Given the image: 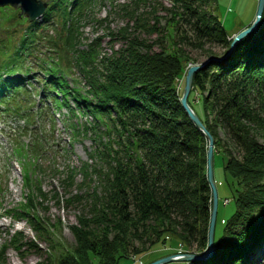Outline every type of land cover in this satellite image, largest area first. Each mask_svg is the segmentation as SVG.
<instances>
[{"label":"trees","instance_id":"trees-1","mask_svg":"<svg viewBox=\"0 0 264 264\" xmlns=\"http://www.w3.org/2000/svg\"><path fill=\"white\" fill-rule=\"evenodd\" d=\"M173 1L168 22L175 23L173 47L164 35L151 42L124 33V45L101 59L94 48L98 39L90 49L75 47L79 21L95 0H50L42 20L29 22L19 46L9 38L8 56L7 43L0 42L1 50L6 49L3 56L12 58L0 65V107L9 110L17 98L31 102L29 88L36 85L24 55L35 52L42 37L49 53L38 75L40 101L51 99L58 107L66 106L72 116L78 110L89 115L91 125L87 121L82 129L95 128L97 148L90 156L97 155L108 165L107 176L98 178L99 190L86 195L90 196L87 216H80L79 224L71 226L74 246L54 240L56 231L43 227L35 213L30 218L39 225L35 227L38 233L46 230L52 236L48 239L49 264H119L123 258H138L168 242L176 246L169 254L176 253L180 245L191 251L196 243V253L207 248L213 198L207 176L208 141L180 100L179 82L189 65L196 63L183 47L186 43L219 46L224 49L222 54L210 47L206 52L221 56L232 39L215 13L217 0ZM150 27L153 32L158 30L156 25ZM50 29L55 34L47 35ZM17 33L20 31L13 32ZM71 62L84 78L83 86L71 75ZM188 101L214 137V157L222 154L235 202L233 214L222 220L221 232L217 218L213 255L189 264H264V14L257 30L226 60L211 62L194 74ZM71 129L76 135L80 130L76 123ZM104 133L109 136L107 145L101 140ZM27 148L39 152L37 142L36 147ZM88 168L84 163L80 170ZM66 171L63 183L72 186L76 167L67 164ZM28 176L26 185L36 188V194L42 193V185H35L38 180ZM82 184L77 187L81 189ZM29 193L23 204L31 208L39 201ZM82 195L79 190L67 200L80 203ZM10 242L17 249L26 245L23 239Z\"/></svg>","mask_w":264,"mask_h":264},{"label":"rangeland","instance_id":"rangeland-1","mask_svg":"<svg viewBox=\"0 0 264 264\" xmlns=\"http://www.w3.org/2000/svg\"><path fill=\"white\" fill-rule=\"evenodd\" d=\"M210 6L213 7L214 3L211 2ZM173 7V0H95L92 6L83 12V19L79 21V36L75 38L77 41L75 47L90 49V44L98 39L94 48L100 53L98 59H101L103 56L115 54V51L117 52L124 45L125 37H122L121 33L127 37L138 35L151 42H156L158 38L164 35L168 39L169 45L173 47L175 32L172 24L175 23L173 21L168 23L172 18L171 12L173 11L171 8ZM257 9L258 0H217L215 13L221 18L227 33L234 36L253 21ZM2 11H0V21L3 20L4 22L1 24L3 28L0 27V42L7 43L8 56L12 47L11 43L19 46V40L22 39V34H24L29 21L20 24L24 18L19 16L20 10L13 7L3 8ZM151 25L158 26V30L153 32L151 27L147 28ZM15 31H20V33L13 34ZM46 34L53 35L55 32L50 29L46 31ZM36 45L39 48L35 52L29 56L28 54L24 55V58L27 59L24 63L33 62L35 67L34 62L39 61L36 58L37 55L44 56L43 54L46 52L47 56L49 53L47 49L49 45L42 37L37 40ZM184 46L187 54L196 60V63L191 65H201L215 57L208 56L206 52L208 47L214 48L213 50L219 54L224 52V49L219 46L204 45L200 47L198 44L187 45V43ZM156 48H160L159 44H156ZM228 50L217 57L225 56ZM4 52L6 49L1 50L0 48V65L4 64L5 61L11 62L12 60V58L3 56ZM70 67L73 78L81 80L83 86L84 78L73 62L70 63ZM69 80L72 82L71 78ZM181 80L179 88L183 94L186 79ZM36 85L41 86L40 83ZM32 92H35L34 89ZM37 101L38 98L35 100V105ZM69 102L72 103L71 100ZM196 106L200 110L198 102ZM56 108L50 103L49 107L46 108L45 119L42 116L35 117L34 113L33 118L35 120L33 123L36 127L23 132H20V126L25 125L24 121L12 116L17 108H12V111L7 115L2 116L0 114V224L5 225V227L0 228V264H49L47 250L51 241L48 239L52 236L46 230H41L39 233L35 230V227L39 225H34L30 220L34 213L42 219L43 227L56 231L57 236L53 238L54 240H60L69 247L74 246L76 239L71 226L79 224L80 216H87L90 196L86 195L88 192L93 193L95 190H99L100 180L98 178L106 177L108 174L106 162L102 163L97 155L96 157L90 156L91 153L94 154L97 148L95 128L82 129V126L87 121L91 125V117L82 114L80 110L77 111V115L69 116L67 107ZM37 112H40V109H37ZM73 123H76L80 128L77 135L71 129ZM11 127L13 128L11 129ZM104 129V126L99 128L101 131ZM219 135L224 138V134L220 133ZM108 137V134L104 133L101 139L106 145L109 143ZM23 142L26 146L21 144ZM36 142L39 145L38 154L33 153L36 149L27 148L31 145L36 147ZM42 143H44L43 147H41ZM113 145L115 148L118 147L115 143ZM20 146L21 148H19ZM100 148L103 147L100 145ZM21 150L25 151L21 153ZM84 163L89 166L85 172L80 170ZM67 164L76 167L75 183L68 187H66V183H63L64 174L66 175L68 172L66 171ZM96 166L100 168L95 169ZM26 168L27 170H25ZM27 174L38 180L36 186L42 185L43 191L42 193L39 192L42 196L33 190L36 188H30L26 185V177L29 179ZM214 176L218 184L217 230L221 232L222 220H227L235 211V202L226 182L225 161L221 153H217L214 157ZM81 183L83 184L79 189L77 184ZM79 190L83 194L79 199L80 203H71V200H67V197L71 198L72 193ZM27 193L30 196L34 194L38 197L39 203H36V206L28 208L31 206L30 204L28 206L23 204L28 198ZM59 228L60 233H58ZM19 230L23 231L22 236L16 234ZM19 239H23V244L26 245L17 249L10 241L17 242ZM30 241H33L35 246ZM136 243L139 245V242ZM38 245L41 248L40 251ZM174 248L176 246L171 242L165 246L157 244L152 251L142 254L140 261L143 264H148L153 260L169 255L171 252L169 250L172 249L173 251ZM196 249V243L190 246L191 252H195ZM207 249L208 245L202 253H205ZM183 251L181 245L176 249V252ZM185 263L189 264L190 262L175 260L164 264ZM119 264H135V262L132 257H128L123 258Z\"/></svg>","mask_w":264,"mask_h":264},{"label":"water","instance_id":"water-1","mask_svg":"<svg viewBox=\"0 0 264 264\" xmlns=\"http://www.w3.org/2000/svg\"><path fill=\"white\" fill-rule=\"evenodd\" d=\"M12 5L16 9H21L20 16L27 17L29 21H34L38 17L42 16L47 10L48 3L45 0H0V7H5ZM264 13V0H258V9L256 16L252 23L240 31L233 38L230 48L227 54L223 57H212L208 61L201 65H191L187 71L186 83L184 87V92L181 96V103L186 110L187 114L190 116L191 120L196 124V126L203 132L208 140V150H207V176L210 183L212 193H213V203L212 212L210 218L209 232H208V249L205 253H184V254H172L159 259H156L149 264H164L167 262L180 260V261H202L210 258L215 250V228L217 222V212H218V190L214 179V137L212 133L208 130L204 122L201 120L199 115L193 110L188 102L189 94L192 90L194 74L199 70L203 69L204 66L210 64V62L222 63L229 55L235 50L236 46L242 42L244 38L252 34L259 26L262 16Z\"/></svg>","mask_w":264,"mask_h":264},{"label":"bare ground","instance_id":"bare-ground-1","mask_svg":"<svg viewBox=\"0 0 264 264\" xmlns=\"http://www.w3.org/2000/svg\"><path fill=\"white\" fill-rule=\"evenodd\" d=\"M2 227H5V225L4 224H0V228H2ZM18 232L21 233V234L23 233V231L21 232V230H19Z\"/></svg>","mask_w":264,"mask_h":264}]
</instances>
